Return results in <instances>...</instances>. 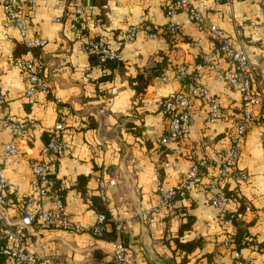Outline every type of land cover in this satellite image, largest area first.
I'll use <instances>...</instances> for the list:
<instances>
[{
  "label": "crops",
  "instance_id": "crops-1",
  "mask_svg": "<svg viewBox=\"0 0 264 264\" xmlns=\"http://www.w3.org/2000/svg\"><path fill=\"white\" fill-rule=\"evenodd\" d=\"M70 1L19 3L18 15L28 36L45 40L37 50L49 92L38 89L32 95L24 93L23 76L30 54L23 51L18 31L4 25L0 3V93L4 97L0 116L8 114L28 123L18 139L17 154L9 159H4L3 151L10 134L0 125V166L15 190L4 198L9 220L19 218L22 199L31 192L30 165L44 156L45 133L59 122L65 150L52 167L50 186L53 182L57 186L52 190L61 196L72 222L90 226L98 213L105 212L112 224H121L129 264H179L182 255L175 251L173 237L188 217V227L179 239L199 240L201 248L188 255L187 264H233L237 228L241 256L264 264L261 109H255L258 117L248 126L232 171L216 186L232 194L226 203L210 205L208 188L200 186L177 200L171 213L145 214L157 200L155 168L161 162L168 163L162 172L169 186L177 184L194 164L202 182L212 177L218 152L227 147L228 136L241 118L239 91L227 87L215 74L216 70L231 69V62L184 12L172 18L179 26L172 40H167L161 27L169 22L164 14L169 0H84L83 16L74 25ZM191 2L205 23L222 29L245 52L254 67L253 83L264 78V51L258 45L262 27L252 29L263 21L258 2ZM143 19L158 28L154 37L141 29ZM131 26L139 29L133 40L125 42L123 35ZM89 39L103 40L119 50L120 61L110 65L95 62L82 50V42ZM203 55L211 57L209 63L215 68H198ZM180 70L184 73L181 77ZM154 71L160 74L155 76ZM140 78L148 80L142 92L136 90ZM191 82L207 88L219 101L222 117L208 122L207 105L194 98L184 135L158 146L157 140L166 130L158 100L170 92L185 91ZM236 171L247 177L237 176ZM109 179H114V184L108 183ZM39 203L45 209L51 207L48 195ZM240 203L243 209L237 213L236 227L224 218V212H235ZM111 243L88 231L37 224L23 229L25 250L60 264H92L91 253L96 249L111 259Z\"/></svg>",
  "mask_w": 264,
  "mask_h": 264
},
{
  "label": "built area",
  "instance_id": "built-area-1",
  "mask_svg": "<svg viewBox=\"0 0 264 264\" xmlns=\"http://www.w3.org/2000/svg\"><path fill=\"white\" fill-rule=\"evenodd\" d=\"M31 3L32 0H0L4 16V25L14 28L18 31L22 45L29 52V57L23 66L24 93L32 95L38 89L49 92L48 83L42 79V65L39 58L34 55L32 49L41 48L45 40L39 37H29L21 18L18 15L20 2ZM218 2L228 3L230 0H217ZM260 6L262 22L253 25L256 30L262 27V34L259 37L258 45L264 51V0H256ZM84 0H71L72 23L73 25L81 19L84 13ZM179 12H184L187 18L194 22L199 31L205 32L213 41L216 42L215 50L224 58L228 59L232 68L222 71H215L216 77L223 81L227 87L236 89L241 95V118L228 136V145L218 152V161L214 166L212 177L202 182L197 176V166L192 165L189 170L180 178L177 184L169 186L163 178V168L168 165L167 162H161L155 168V194L156 203L145 210L147 216L158 213H171L175 208V203L183 199L196 187L208 188V201L214 207H221L228 198L216 186L223 181L230 173L232 166L238 159L241 152V144L246 135L248 126L255 121L258 114L255 109H261L264 113V78L258 77L256 83L252 81L251 73L254 67L249 63L245 52L237 48L232 39L227 36L222 29L213 24L205 23L203 17L196 11L191 0H169L164 7V14L169 19L167 27L170 31L178 30L179 23L173 21ZM229 12V11H228ZM138 26L128 27L123 35V41H131L135 38ZM141 29L148 37H154L158 29L155 25L142 20ZM82 50L88 53H96L100 62L107 60L120 59V51L114 49L103 40L89 39L81 44ZM203 64L198 68L206 66L215 68L210 64L211 57L202 56ZM264 68V63L262 64ZM180 70L179 77L183 76ZM199 98L207 105V121L215 122L219 120L223 113L219 101L210 93V91L194 83H189L185 91L170 92L157 102L165 120L166 130L157 140L158 146H162L167 140H177L185 133V125L188 121V109L192 99ZM4 97L0 93V104ZM0 125H3L10 134V140L5 144L3 157L9 159L15 156L19 150V137L26 130L28 123L24 120L16 119L8 114L0 116ZM62 124L57 122L49 131V139L44 148V156L37 162L30 165V187L31 192L24 197L21 205L20 216L17 221H10L7 208L5 206L4 195L14 189V185L5 177L0 166V225L5 237V245L0 247V258H3L4 264H60L56 260L47 257H38L23 247V229L33 223L41 228L57 227L65 230L88 231L91 235L99 233L107 228L111 218L106 220L103 215H98L93 225H83L74 223L70 220L61 196L55 190H51L50 173L57 159L65 150V143L61 138ZM235 174L241 178H246L244 172L236 171ZM108 183L114 184V179H109ZM49 196L51 200L50 208H43L39 203L41 197ZM115 229L121 230V224H114ZM233 264H255L251 260L244 259L240 252L234 250L232 253ZM111 258L117 264H129V256L125 247L120 241L111 243Z\"/></svg>",
  "mask_w": 264,
  "mask_h": 264
},
{
  "label": "trees",
  "instance_id": "trees-1",
  "mask_svg": "<svg viewBox=\"0 0 264 264\" xmlns=\"http://www.w3.org/2000/svg\"><path fill=\"white\" fill-rule=\"evenodd\" d=\"M161 29H162V33L164 34L166 39L169 41L172 40V36L175 33H177V31H175V32L170 31L168 29L167 25L161 27ZM95 40H98V39H95ZM22 49H23V51L24 50L27 51V49L23 45H22ZM37 49H39V48L32 49V52L34 53V55L39 57V53H38ZM89 54L91 55L92 59L100 65H110V64L118 63L120 61V59H117V60H107L105 62H100L96 53H89ZM156 70H158V69L156 68ZM154 74H155V76H158L160 74V72L154 71ZM147 83H148V80H146V79H143V78L138 79L137 85H136V90H138V92H142V90L145 88ZM191 83H194V82H191ZM49 134H50L49 131H47L45 133V136H44V146L45 147H46L48 139H49ZM196 166H197V176L199 177V175H198L199 174V167H198V165H196ZM49 178L51 179V176H49ZM52 187L57 188V186L55 187L54 182L52 184ZM52 187H51V190L53 189ZM14 192H15L14 189L12 191L6 192L4 195V198L7 195L13 194ZM223 192L225 193V195L228 199L232 196V194L228 193L227 191H223ZM23 201H24V198L22 199L21 205L23 204ZM242 206H243V204L240 203L239 208H237V210L235 212H224V218L229 219L232 222V224H234L236 227H237V218H238L237 213L242 211V209H243ZM174 209H173V211H174ZM20 212H21V207H20ZM98 215H103L106 220H109V218H110L109 215L105 212H100V213H98ZM110 223L112 224L111 221H109V224ZM33 224H35V223H33ZM188 224H189V217H188V221H186V223L180 225L178 232L176 233L175 237H173L174 249L176 252H178L180 255H182L179 264H187V262L189 260L188 255L192 254V252L196 248H201V242L199 240L181 241L179 239V236L182 234L183 230H185L188 227ZM236 230H237V232L235 234L236 236L234 235L235 236L234 242L236 244L235 250L239 251L238 246L240 244H239L238 239H239V235H240V230H239V228H237ZM93 236L105 238V239L112 241V242L113 241H120L123 243V245L125 247V251L127 253L126 246L124 244V241L121 238V230L115 229L114 224H112L111 227H109L108 229L107 228L103 229L99 233V235H93ZM5 243H6V240H5V237L3 235V229L0 225V247L5 245ZM91 261H92V264H117L114 260H112V258L111 259L108 258L107 255L99 249L92 251ZM0 264H4L3 258H0Z\"/></svg>",
  "mask_w": 264,
  "mask_h": 264
}]
</instances>
